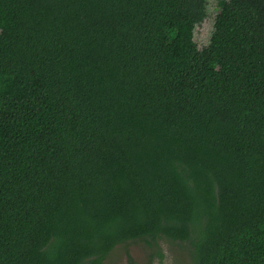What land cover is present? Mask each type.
Listing matches in <instances>:
<instances>
[{"label": "trees", "instance_id": "obj_1", "mask_svg": "<svg viewBox=\"0 0 264 264\" xmlns=\"http://www.w3.org/2000/svg\"><path fill=\"white\" fill-rule=\"evenodd\" d=\"M206 1L0 0V264H264V0Z\"/></svg>", "mask_w": 264, "mask_h": 264}, {"label": "rangeland", "instance_id": "obj_2", "mask_svg": "<svg viewBox=\"0 0 264 264\" xmlns=\"http://www.w3.org/2000/svg\"><path fill=\"white\" fill-rule=\"evenodd\" d=\"M217 11V0H207L206 15L193 32L198 47L207 44ZM158 253H161V258ZM102 264H191V261L189 246L186 243L162 238L151 245L144 240L117 244Z\"/></svg>", "mask_w": 264, "mask_h": 264}]
</instances>
